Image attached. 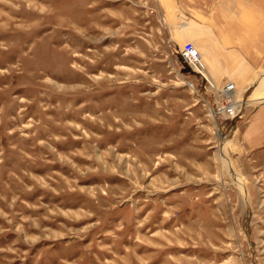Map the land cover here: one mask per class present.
<instances>
[{
  "label": "rangeland",
  "instance_id": "rangeland-1",
  "mask_svg": "<svg viewBox=\"0 0 264 264\" xmlns=\"http://www.w3.org/2000/svg\"><path fill=\"white\" fill-rule=\"evenodd\" d=\"M221 15L264 44V0H0V264H264V97L179 54Z\"/></svg>",
  "mask_w": 264,
  "mask_h": 264
},
{
  "label": "crops",
  "instance_id": "crops-1",
  "mask_svg": "<svg viewBox=\"0 0 264 264\" xmlns=\"http://www.w3.org/2000/svg\"><path fill=\"white\" fill-rule=\"evenodd\" d=\"M214 17L215 20L211 22L222 25L214 28L208 21L205 23L203 50L207 74L217 86H221L227 78H232L236 89L240 90L256 70L264 54V44L260 41V35L255 34L254 25H245L239 20L237 24L229 26L224 25L228 23L225 15ZM232 18L240 16L232 15ZM246 27L248 31H245ZM187 32V35L182 34L184 38H196L192 32ZM234 38L238 39V43L234 42ZM239 137L244 149L253 152L252 157L264 155V100L258 101L246 120L241 122Z\"/></svg>",
  "mask_w": 264,
  "mask_h": 264
},
{
  "label": "built area",
  "instance_id": "built-area-1",
  "mask_svg": "<svg viewBox=\"0 0 264 264\" xmlns=\"http://www.w3.org/2000/svg\"><path fill=\"white\" fill-rule=\"evenodd\" d=\"M198 49L194 45V43L191 40H185L180 46H179V54L181 60L186 63L195 73L199 74L203 77V80L207 82V85L211 88L218 89V92L222 93L223 96L219 101V104L215 106L214 112H220L221 110H225V113L231 120H234L237 118L240 114H236V112L232 109V103L233 99L230 95L226 94L225 91H229L234 89V82L228 78L224 81V83L221 86H217L215 83H212L209 81V79L203 74L202 68L203 62L200 60L199 53L197 51ZM212 81V80H211Z\"/></svg>",
  "mask_w": 264,
  "mask_h": 264
},
{
  "label": "bare ground",
  "instance_id": "bare-ground-1",
  "mask_svg": "<svg viewBox=\"0 0 264 264\" xmlns=\"http://www.w3.org/2000/svg\"><path fill=\"white\" fill-rule=\"evenodd\" d=\"M195 45V44H194ZM196 46V45H195ZM197 49H198V47H196ZM198 51V53H199V57H200V60H202V55H201V52H200V50L198 49L197 50ZM202 62H203V60H202ZM203 64H204V62H203ZM203 66H205V65H203ZM202 72H203V74L209 79V81L210 82H212L211 80H210V78L207 76V74H206V68H202ZM212 83H214V82H212ZM254 85V86H258L256 89L258 90V95L260 96V97H264V77H258V76H252L251 77V85ZM235 86V85H234ZM234 89H235V87H234ZM234 89H232V90H229V91H225V93L226 94H228V95H231V93L234 91ZM255 95H256V93H255ZM258 96V97H259ZM232 106V109H233V111L235 112V105L232 103L231 104ZM225 149V148H224ZM221 156H222V158H224V160L226 161V164H227V167H228V170L229 169H231V162H230V160H228L227 159V157H225V155H224V152H223V150L221 149ZM234 176H235V179L238 181V183H239V185H240V187L242 188V189H244V185H243V180H242V178H241V176L236 172L235 173V171H234ZM244 193H245V191H244Z\"/></svg>",
  "mask_w": 264,
  "mask_h": 264
}]
</instances>
